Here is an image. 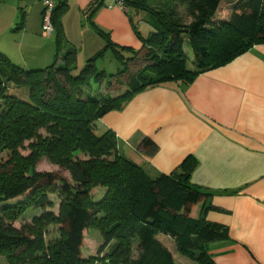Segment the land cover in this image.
<instances>
[{"label": "trees", "instance_id": "16d2710c", "mask_svg": "<svg viewBox=\"0 0 264 264\" xmlns=\"http://www.w3.org/2000/svg\"><path fill=\"white\" fill-rule=\"evenodd\" d=\"M122 1L129 11L146 12L156 22L146 37L136 31L142 43L138 52L102 35L105 50L79 71L71 49L34 70L0 54V257L6 264H96L107 259L110 264H175L156 239L159 235L171 239L187 260L214 264L209 246L228 241L226 229L204 218L209 195L190 183L197 166L193 158L171 175L152 178L117 153L115 134L101 131L99 124L137 93L166 83L188 86L198 75L264 45V0H241L224 17L217 15L223 0H164L160 11L150 0ZM95 3L92 11L104 5L103 0ZM60 4L56 0L54 33ZM106 52L121 65L110 77L97 68ZM139 64L145 67L137 69ZM92 85L104 91L93 94ZM4 86L25 90L27 101L6 94ZM125 87L122 95H110ZM139 151L149 158L157 146L146 139ZM42 159L58 172H38ZM51 196L59 201L57 215L47 211L54 207ZM29 210L41 215L15 227ZM50 226L57 227L58 238L47 242ZM92 228L103 239L99 254L109 249L106 260L83 257L84 235ZM134 245L137 260L132 258Z\"/></svg>", "mask_w": 264, "mask_h": 264}, {"label": "crops", "instance_id": "0c3cea01", "mask_svg": "<svg viewBox=\"0 0 264 264\" xmlns=\"http://www.w3.org/2000/svg\"><path fill=\"white\" fill-rule=\"evenodd\" d=\"M58 1L57 30L46 39L41 0H0V54L34 70L71 49L77 65L84 66L105 50L102 35L138 52L136 31L146 37L156 27L146 12L124 13L114 0H103L94 11L97 0ZM239 1L223 0L217 15L229 16ZM107 55L113 59L106 52L99 61ZM99 127L114 133L121 154L152 178L171 175L193 158L197 166L190 183L209 195L204 218L228 235V241L209 246L213 263L264 264V45L198 75L188 86L166 83L137 93L122 110L106 114ZM146 139L157 146L149 158L139 151ZM156 239L168 250L166 241L174 243L163 235ZM0 264H6L2 257Z\"/></svg>", "mask_w": 264, "mask_h": 264}, {"label": "rangeland", "instance_id": "374dc122", "mask_svg": "<svg viewBox=\"0 0 264 264\" xmlns=\"http://www.w3.org/2000/svg\"><path fill=\"white\" fill-rule=\"evenodd\" d=\"M166 4V1L164 2V0L162 1H159V6H152L154 9H158L159 8H164V5ZM228 3H224L222 8H225L227 6ZM160 11V10H159ZM179 15L183 17V23L186 25L190 22V19L185 17V14L182 10H179ZM45 38V37H44ZM47 39V38H46ZM49 39V38H48ZM63 55V53L61 54ZM45 67H48V66H45ZM78 67V71L81 70L83 68V66L81 64L77 65ZM145 66L139 64L137 65V69L140 68H144ZM97 68L99 71H102L104 72V74L107 76V77H110L112 75H115L117 74V72L119 71V69L121 68V65H119V63H116L114 61V59H112L111 55H107L105 57V59H102L98 62L97 64ZM41 69V68H40ZM187 69L190 70V71H194V67H192L191 65H188L187 64ZM122 82L124 83V81L122 80ZM8 85H6L7 87ZM4 90L6 91V94H10L14 97H16L17 99H20L22 101H27V92L25 90H21V89H17L16 87H13L12 88L10 87V89H6L5 86H4ZM102 87L101 86H97V85H92L91 88H90V91L93 93V94H96V93H100L102 92ZM121 92H111V96L114 97V95H118L120 94ZM2 108V103L0 101V110ZM28 146V143L25 144V147ZM116 150H117V153L119 155H122L121 154V148L119 147V145L117 146L116 145ZM23 155H27L28 153L25 151V152H22ZM3 158H5V155L2 156ZM126 158V157H125ZM131 161V160H130ZM133 162V160L131 161ZM37 171L38 172H47V173H51V172H58V168L56 167H53L51 164L48 163V161L46 159H42L40 164L38 165L37 167ZM51 201L53 202L54 204V207L47 210L48 212H52L54 213L55 215H57L58 213V206H59V201L57 199L56 196H51L50 197ZM95 199H96V196H95ZM10 204H15L14 203H10ZM39 215H41V211H33V210H29L25 217L22 218V220H20L19 222H17L15 224V227H20L21 224L23 223H31L35 220V218H37ZM58 238V233H57V227L55 226H50L47 228L46 230V236H45V240L47 242H51V241H54L55 239ZM166 244L173 256V259H175L176 263L177 264H195L193 262H191L190 260H187L185 257H182L181 255H179V253L177 252L176 250V247H175V244L174 243H171L170 241H166ZM103 245V239L101 237V234L100 232L96 229H89L87 232H85V235H84V245H83V257L88 259V258H103L104 260L107 259V254H109V249L105 250L102 254H99V249L101 248V246ZM138 251H137V247L134 245L133 246V252H132V258L133 260H137L138 259ZM2 260V259H1ZM102 260V259H100ZM96 264H110V260H106L103 262H97Z\"/></svg>", "mask_w": 264, "mask_h": 264}, {"label": "built area", "instance_id": "2783aa9c", "mask_svg": "<svg viewBox=\"0 0 264 264\" xmlns=\"http://www.w3.org/2000/svg\"><path fill=\"white\" fill-rule=\"evenodd\" d=\"M43 5L41 33L45 38H51L54 35L53 13L56 8V0H41ZM114 6L122 12L128 13L122 0H114Z\"/></svg>", "mask_w": 264, "mask_h": 264}]
</instances>
